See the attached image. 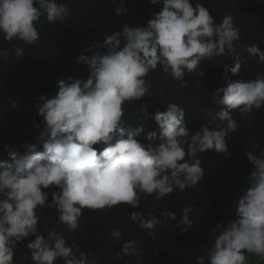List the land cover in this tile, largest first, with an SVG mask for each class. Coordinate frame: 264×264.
<instances>
[{"label":"clouds","instance_id":"1","mask_svg":"<svg viewBox=\"0 0 264 264\" xmlns=\"http://www.w3.org/2000/svg\"><path fill=\"white\" fill-rule=\"evenodd\" d=\"M150 3L162 4V8L152 14L146 26L124 24L123 31L106 36L103 45L96 42L91 55H80L77 63L89 69L86 79H61L54 97H39L42 103L36 106L45 122L39 137L42 151L28 145L23 153L21 147L4 145L10 162L0 160V264H14L18 243L28 237H34L26 245L33 264H55L57 260L88 264V257L84 253L77 257L79 247L69 245L62 233L54 228L46 230L47 235L40 232L38 208H56L58 221L75 232L85 208L95 211L126 204L135 209L140 203L139 193L155 194L159 201L175 189L195 187L204 177L198 153L228 155L226 137L237 128L231 113H250L264 106V76L259 75L255 80L229 82L216 90L214 100L222 107L217 113L220 123L214 127L206 124L191 132L184 110L169 103L154 115L147 106H141L143 115L152 117L157 125L156 131L146 133V143L139 139L143 125L126 128L123 105L151 95L146 80L149 72L159 65L175 80H183L186 72L202 76L203 71H198L201 61L234 53V42L240 39L231 15L216 23L201 3ZM125 12L124 7L115 9L117 15ZM69 14L68 7L57 0H0V33L6 41L19 39L32 45L39 40L36 22L42 16L55 23ZM243 51L249 58L264 62V51L258 45ZM15 53L22 57L24 50L16 47ZM3 55L7 59V54ZM242 56L236 54L232 65L225 66V74L240 71ZM2 131L14 132L13 125L2 124ZM3 133L1 142H6L8 136ZM245 155L253 168L248 186L232 206L234 218L227 225H216L212 230L214 242L206 256L196 257V264H246V254L264 258V154L247 151ZM49 188L54 189L50 201ZM192 211V207L182 210L177 225H183L182 231L192 226ZM161 215L163 220L155 215L145 219L132 212L130 219L154 237L159 224L176 220L174 212ZM110 235L119 240L122 233L113 229ZM138 247V242L128 240L121 251L139 258Z\"/></svg>","mask_w":264,"mask_h":264},{"label":"trees","instance_id":"2","mask_svg":"<svg viewBox=\"0 0 264 264\" xmlns=\"http://www.w3.org/2000/svg\"><path fill=\"white\" fill-rule=\"evenodd\" d=\"M57 2L65 4L70 14L55 23H49L42 16L36 22L39 40L35 44L29 45L19 39L9 42L0 33V133H3L2 124H11L14 129L10 134L3 133L8 136L6 142H1L4 137L0 135V160L10 162L6 158L5 144L10 148L21 147L23 153L28 145H35L36 151H42L43 141L39 137L45 122L36 106L42 103L39 97H54L58 92L57 82L61 79H86L88 66L77 63L82 53L91 55L96 50V42L103 45L105 37L122 32L124 24L146 26V22L153 18L152 14L162 8V4L153 5L150 0ZM192 3L207 7L216 23L231 15L240 39L234 42V53L226 52L223 56L201 61L198 71H203L202 76L197 72H186L183 80H175L159 65L155 71L149 72L146 80L151 85V95L123 105L124 126L134 129L143 125L144 130L139 136L142 142H147V132L157 130L154 119L145 117L140 111L142 105L154 115L157 110L164 111L169 103L177 104L184 110L188 128L195 132L202 125L214 127L220 123L217 113L222 106L214 100L218 88L229 82H247L259 75L264 76V62L257 57L249 58L243 51L250 45H258L264 51V0H192ZM117 7L126 8V12L115 14ZM16 47L24 50L22 57L16 55ZM100 51H104L103 47ZM237 53H243L240 71L225 74V66L232 65ZM15 103L20 110L13 107ZM231 115L237 128L226 137L228 155L214 151L198 153L204 177L195 187L184 191L175 189L159 201L155 194L145 196L139 193L140 203L135 209L126 204L95 211L85 208L79 219L80 227L75 232L68 231L66 225L58 221L56 208H38L40 232L47 235L46 230L54 228L64 235L69 245L79 247L77 257L84 253L95 264H196V257L206 256L207 249L214 242L212 230L216 225L220 222L227 225L234 218L232 206L248 186V176L253 168L245 153L264 154V106L244 114L234 110ZM53 190L47 189L49 201ZM186 207L193 208L189 217L193 224L185 232L182 231L183 225H177ZM165 211L174 212L176 220L159 224L154 237L148 235L149 230H142L130 219L131 213L136 212L145 219L155 215L163 220L161 213ZM113 229L122 233L119 240L110 235ZM32 239L34 237H28L18 243L14 264H33L26 247ZM128 240L138 242L139 258L123 255L122 244ZM246 255V264H257L261 258ZM55 264H63V260H57Z\"/></svg>","mask_w":264,"mask_h":264},{"label":"rangeland","instance_id":"3","mask_svg":"<svg viewBox=\"0 0 264 264\" xmlns=\"http://www.w3.org/2000/svg\"><path fill=\"white\" fill-rule=\"evenodd\" d=\"M88 264H95V263L92 262V261H89V260H88ZM257 264H264V258H260V259L258 260Z\"/></svg>","mask_w":264,"mask_h":264}]
</instances>
